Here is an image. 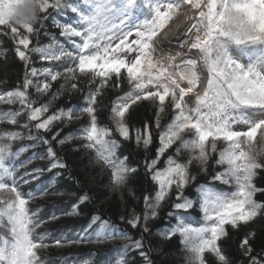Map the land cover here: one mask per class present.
I'll return each instance as SVG.
<instances>
[{"label": "snow or ice", "instance_id": "1", "mask_svg": "<svg viewBox=\"0 0 264 264\" xmlns=\"http://www.w3.org/2000/svg\"><path fill=\"white\" fill-rule=\"evenodd\" d=\"M183 9L194 14H184L175 37L179 50L173 54L169 47L165 52L173 40L165 41L163 34ZM49 22L71 43V50L47 30ZM42 32L48 43L39 40ZM0 36L13 42L16 56L25 64L22 84L0 90V105H19L0 108V124L10 126L0 128V264H45L41 253L49 247L47 234L36 231L45 221L39 208L31 210L28 205L36 192L48 195L68 168L53 142L63 146L77 138L71 132L63 136L60 130L53 132V127L86 116L87 123L77 130L82 143L76 150H88L101 171H108L112 189L120 190L137 172L120 149L121 141L133 139L128 118L143 102L155 107L154 125L161 129L155 156L144 160L156 190L143 196V216L133 213L120 220L132 229L143 222V232H148L147 221L158 216L162 203L175 192L173 211L168 213L175 223L161 231L163 239L179 236L187 264H209L207 254L216 264H232L222 247L228 228L238 230L264 218V202L256 199L264 188L255 183L264 171V0H0ZM4 54L0 50V56ZM33 54L39 56L41 67L32 66ZM80 77L87 78V106L79 115H74L73 107L50 111L51 101L69 82L72 92L81 91ZM60 80L64 84L52 92ZM107 88L123 93L111 102V126L98 119L97 105ZM30 89L38 96L51 93L49 102L38 104ZM169 108L171 119L161 128V115ZM21 116L27 118L23 124ZM151 127L144 122L135 129L138 146L148 149L152 144ZM19 129L29 130L30 147L46 146L43 154L34 152L27 161L47 159L46 168L18 174L17 165L25 163L18 157L28 150H14L24 139ZM48 133L51 139L46 138ZM45 171L51 179L36 192L21 190L22 184L39 180ZM201 173L210 178L197 183ZM193 185L195 200L185 195ZM89 199L83 193L65 214H79L80 205ZM197 205L199 218L189 214ZM255 236L248 231L240 239L241 264H264V251L254 254ZM118 238L129 243L116 248L115 264H128L130 252L138 253L143 264H153L143 238L133 239L102 214L91 216L75 242ZM55 244L61 246V240Z\"/></svg>", "mask_w": 264, "mask_h": 264}, {"label": "trees", "instance_id": "2", "mask_svg": "<svg viewBox=\"0 0 264 264\" xmlns=\"http://www.w3.org/2000/svg\"><path fill=\"white\" fill-rule=\"evenodd\" d=\"M72 15V14H70ZM58 20L67 19V17H57ZM50 33L57 35L59 41L71 50V43L64 37L58 35V30L49 22L48 29ZM39 40L41 43H48V37L43 32L41 33ZM36 44V38H33V45ZM0 50H5V54L0 56V90H8L15 88L22 84L25 73V64L15 54L13 42L5 36H0ZM32 66L41 67L42 62L37 54L32 55ZM47 66V65H44ZM62 71L63 69H57ZM64 84L63 80L59 83H54L52 92H56L60 89V85ZM79 86L81 91L72 92L71 82H69L62 90L60 97L51 101L50 111L59 107H73L75 108L74 115H79V109L86 107L84 96L88 92L87 78H79ZM124 91H127L126 83L121 85ZM30 96L33 100L39 103H48L51 93L47 96L36 95L35 89L29 90ZM123 93L117 89L107 88L104 91L102 101L97 105L98 119L101 124H107L111 126L109 121V115L111 111V102L115 99L116 95H122ZM8 107L18 108L19 105H0V108L7 110ZM172 116V110L166 109L161 115V128L166 125ZM26 116L20 117V123L23 124L26 121ZM129 125L132 129L133 139L128 141H121L120 153L128 157L129 165L137 168V172L131 177L130 182L120 190L114 191L109 183V173L107 170L101 171L98 165H96L91 157V153L88 150L80 149L79 145L82 141L78 138L77 130L83 127L87 123V117L81 116L79 120H73L71 123H57L53 127V132L62 131V136L68 133H74L77 138L74 141L69 142L66 145H58L53 142L58 155L67 163L68 168L61 172V175L57 177V182L52 189L49 190V194L40 196L36 190L40 184L47 183L51 177L47 171H45L39 180H31L28 185H21L23 192L33 191L36 192V198L31 200L28 207L31 210L37 208L40 209V215L45 221L40 228L36 231L46 233L47 238L45 243L49 245L48 248L42 250L41 256L45 261V264L55 263L57 264H83V261L88 260L91 264H100V261L112 253H116V248L121 247L124 241L121 239L107 240L102 243H94L85 241L82 243H76L79 240L80 235L84 228L87 227V223L92 215L102 214L104 218L109 219L112 223L117 224L121 229L128 232V235L133 239L143 238L145 250L149 252V255L153 261V264H187L186 255L183 245L180 242L179 236L173 237L171 240H165L160 235L161 231L168 227L171 223H175L174 217L168 215L173 209L171 204L175 202V192L169 197L168 201L162 203L158 209V216L150 218L147 221L148 232H143V222L137 229H132L126 222L120 220V216L126 218L133 213L143 216L144 201L143 196L145 194H154L156 185L151 180L150 175L144 168L145 158H152L155 156L156 148L159 147V134L161 129H157L154 125L155 121V107L148 103L143 102L136 105L130 113ZM144 122H150L152 124V144L148 149L144 146L137 145L134 136L135 129L141 128ZM9 125L0 124V128H9ZM24 134V139L17 141L14 150L17 147H27L26 152L21 153L18 160L25 162L23 167L17 165L18 174L23 175L25 171L31 172L34 168H46L47 159L36 158L28 161V158L32 156L34 152L43 154L46 151V146L43 144H35L34 147H30L33 142L28 141L26 137L29 135V130L19 129ZM32 134H35V128H31ZM51 134L48 133L46 138L51 139ZM41 135H45L41 132ZM62 138V137H61ZM172 150L168 154H171ZM166 158V157H165ZM212 163V162H210ZM163 167V163L159 165ZM215 170V169H214ZM193 173H196L197 169L194 165L192 167ZM210 177L205 174H199L197 183H204ZM79 180V183H76ZM257 187L264 188V171H260L255 178ZM87 193L90 199L80 205L79 214L67 215L65 213L71 211V204L75 202L76 198ZM59 193H65V195H59ZM70 194V195H69ZM185 195L190 199H196L195 185L190 186L185 190ZM256 199L264 202V194L257 193ZM190 215L199 218V207L195 210H190ZM55 215L58 217L56 220L50 219ZM229 237L223 242L222 247L225 253L229 256L232 264H241L244 260L241 250L239 248V241L244 234L248 231H254L256 233L253 241V247L255 249L254 254L264 251V218H258L254 223H251L247 227H241L238 230L228 228ZM61 240V246H56L55 240ZM72 241V242H69ZM206 259L209 264H216L214 258L210 255H206ZM128 264H143L142 258L136 252H130L128 257ZM110 264H115L113 261ZM246 264V262H245Z\"/></svg>", "mask_w": 264, "mask_h": 264}, {"label": "bare ground", "instance_id": "3", "mask_svg": "<svg viewBox=\"0 0 264 264\" xmlns=\"http://www.w3.org/2000/svg\"><path fill=\"white\" fill-rule=\"evenodd\" d=\"M184 14H194V12H190L188 9L182 10V15L180 16V18L177 19L175 23H173L171 27L163 34L162 38L165 39V41H167L168 38H172L173 40V43L170 46L166 45L163 51L167 52L169 50V47H171L172 53L174 54L175 51L179 50L178 41L175 40V37L178 29L182 26Z\"/></svg>", "mask_w": 264, "mask_h": 264}, {"label": "rangeland", "instance_id": "4", "mask_svg": "<svg viewBox=\"0 0 264 264\" xmlns=\"http://www.w3.org/2000/svg\"><path fill=\"white\" fill-rule=\"evenodd\" d=\"M131 39V38H130ZM159 54V53H157ZM131 58V57H130ZM191 103V101H189ZM116 259V253H112L110 256H107L106 258H103L101 261H100V264H110L112 261V259ZM80 263V261H78V264ZM69 264V263H68ZM72 264V263H71Z\"/></svg>", "mask_w": 264, "mask_h": 264}]
</instances>
